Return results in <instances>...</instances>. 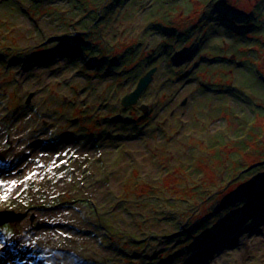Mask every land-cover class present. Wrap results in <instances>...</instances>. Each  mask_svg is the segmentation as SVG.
Instances as JSON below:
<instances>
[{
	"label": "rangeland",
	"instance_id": "rangeland-1",
	"mask_svg": "<svg viewBox=\"0 0 264 264\" xmlns=\"http://www.w3.org/2000/svg\"><path fill=\"white\" fill-rule=\"evenodd\" d=\"M103 2L0 0V264H264V0Z\"/></svg>",
	"mask_w": 264,
	"mask_h": 264
},
{
	"label": "trees",
	"instance_id": "trees-1",
	"mask_svg": "<svg viewBox=\"0 0 264 264\" xmlns=\"http://www.w3.org/2000/svg\"><path fill=\"white\" fill-rule=\"evenodd\" d=\"M110 1L111 0H104V2H103V7H104V10H105V8H106V6L110 3ZM120 2V0H112L111 1V3H114V5H117L118 3ZM110 3V4H111ZM109 4V5H110ZM226 13H225V15L227 16V20L229 21L230 19H231V21L233 22V21H236V22H238V21H240V19H241V16L239 15V14H232L231 13V11H229V13L227 12V11H225ZM97 15V14H96ZM234 23V22H233ZM231 25H233V24H231ZM233 27H235V26H233ZM128 67V66H127ZM122 75L120 74V77H121ZM122 78V77H121ZM114 108H117V106H115ZM124 109H126V108H124ZM118 111H116V113H117ZM146 114V113H145ZM118 121L122 124V122H127L126 121V119H124L123 118V116L122 115H119V119H118ZM137 121V120H136ZM133 122H135V120H133ZM147 124H149V118L148 117H146V115H143V116H141L140 117V122H139V124L138 125H136V126H131L130 128H133V131L132 132H134V130H140V129H143V127L145 128V126L147 125ZM139 127H141V128H139ZM246 137L245 138H247V135H245ZM239 144H243V142L241 141V143H239ZM255 144H256V146H258V145H260V143H259V141H255ZM244 146L240 149L241 151H243L245 154H248L249 155V158H254V157H257L258 156V149H256V148H254V150H251V151H248V148H247V143L246 144H243ZM262 147H263V151H264V145H262ZM252 151H254V152H252ZM261 155V154H260ZM261 157H263V154H262V156ZM249 158H246V159H244V160H241V161H239V162H236V163H238L240 166H244V165H246V164H248L249 163ZM264 160V159H263ZM255 162H257V161H255ZM254 162V163H255ZM253 164V163H252ZM252 164H249L248 166H250V165H252ZM234 171H237L238 169H233ZM232 170V171H233ZM244 176H246V175H244ZM239 177V176H238ZM221 178V177H220ZM236 176L234 177V178H231L230 179V181H235L236 180ZM254 181V180H253ZM144 189H138V194L137 195H139V196H142L145 192H147V189L145 188V187H143ZM223 188H225V186L223 187ZM262 189H264V182H263V187H262ZM143 191H145V192H143ZM252 193V191H248L247 189H245L244 190V192H243V196L244 195H246V194H248V193ZM215 194H216V192H215ZM208 196H210V195H208ZM208 196H206V200L208 201V202H211V196H210V198L208 197ZM173 199H174V197H173ZM208 202L206 203H204V204H208ZM166 204L168 205V206H170L171 205V203H170V200L169 199H167L166 200ZM204 204H200L199 206H201V205H204ZM224 204V203H223ZM222 204V205H223ZM210 207H211V204H210ZM220 208V207H219ZM219 208H215V209H219ZM246 217V216H245ZM244 217V218H245ZM243 218V219H244ZM239 222H241V220L239 221ZM234 224H237V222L236 223H234ZM151 225L153 226V224L151 223ZM233 224L232 223H229V224H227V223H224V224H222L221 225V229L222 228H227V229H230L231 228V226H232ZM184 231V229L182 230V231H180L177 235H180L181 234V232H183ZM118 235H120V234H118ZM114 240V238L113 237H110V236H106L105 237V240ZM224 239V236H222L221 237V239H218L217 238V240H219V241H221V240H223ZM195 247H197V245H195ZM170 253V256H169V258L167 259V261H169V260H171V258H173V257H176V256H179L182 252H180L179 250H177V252H176V254L173 256V253H175V252H169ZM157 258V257H156Z\"/></svg>",
	"mask_w": 264,
	"mask_h": 264
},
{
	"label": "water",
	"instance_id": "water-1",
	"mask_svg": "<svg viewBox=\"0 0 264 264\" xmlns=\"http://www.w3.org/2000/svg\"><path fill=\"white\" fill-rule=\"evenodd\" d=\"M157 72V68L154 67L151 70L147 71L137 82L136 87L128 94L124 95L121 103L123 107L128 108L132 105H135L139 102L142 95L151 85L154 80V75ZM31 98V97H30ZM29 102V99L27 100ZM185 104V103H184ZM148 105L144 104L141 106L143 112H148ZM7 151H4L0 154V158L6 157ZM21 173V170H19ZM27 214L22 212H16L15 210H1L0 211V227L6 224H17L25 219ZM31 219H34V215Z\"/></svg>",
	"mask_w": 264,
	"mask_h": 264
},
{
	"label": "bare ground",
	"instance_id": "bare-ground-1",
	"mask_svg": "<svg viewBox=\"0 0 264 264\" xmlns=\"http://www.w3.org/2000/svg\"><path fill=\"white\" fill-rule=\"evenodd\" d=\"M29 50H31V52H33V49L32 48H30ZM36 50V49H35ZM125 108V107H124ZM147 128V127H146ZM145 128V129H146ZM12 144V143H11ZM259 213V212H258ZM263 214V213H262ZM262 214H258V217H257V220H263L264 221V217H262ZM223 236V234H221V235H219V238L218 239H221V237ZM248 237H250V236H248ZM247 241L248 242H250V238H248L247 239ZM197 245V247H200V249H201V246L203 247V242H200V243H197L196 244ZM201 256H203V255H200V256H198V257H195V258H199V257H201ZM194 258V259H195Z\"/></svg>",
	"mask_w": 264,
	"mask_h": 264
},
{
	"label": "flooded vegetation",
	"instance_id": "flooded-vegetation-1",
	"mask_svg": "<svg viewBox=\"0 0 264 264\" xmlns=\"http://www.w3.org/2000/svg\"><path fill=\"white\" fill-rule=\"evenodd\" d=\"M64 194H69V192L68 191H64Z\"/></svg>",
	"mask_w": 264,
	"mask_h": 264
}]
</instances>
